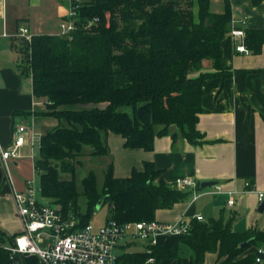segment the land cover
I'll return each instance as SVG.
<instances>
[{"label": "trees", "instance_id": "trees-1", "mask_svg": "<svg viewBox=\"0 0 264 264\" xmlns=\"http://www.w3.org/2000/svg\"><path fill=\"white\" fill-rule=\"evenodd\" d=\"M250 1L255 6L262 3ZM224 3V12L215 13L211 0H80L74 4L77 29L72 39L49 34L34 35L31 44L21 40L20 50L30 57L33 95L47 99L46 114L59 121L40 136L34 171L40 177L42 196L64 216L78 217L84 227L103 201L102 206L110 208L107 222H151L159 209L171 210L188 199L189 192L165 182L153 162L145 161L142 169L134 168L120 178L112 161L102 192L94 171L83 178L87 205L82 212L76 167L86 146L93 149L92 157L111 156L106 141L111 133L126 141V149L147 152L154 150L156 137L171 135L176 143L180 135L195 146L206 142L197 128L200 114L206 112L203 98L218 86V79L240 72L226 67L223 60L222 44L231 43L228 32L233 20L230 0ZM245 33L252 54H260L264 30L245 29ZM204 60L213 63V73L202 71ZM101 103L106 106L66 108ZM126 107L131 112L124 111ZM62 173L72 178L63 180ZM233 218L192 219L189 234L178 236V241L123 254L119 264L174 259L181 245L193 250L192 264H204L207 253L217 254L220 264H254L255 253L248 251L263 245L264 230L238 233L232 228ZM18 235L0 230V264H25L22 255L12 252Z\"/></svg>", "mask_w": 264, "mask_h": 264}, {"label": "crops", "instance_id": "crops-1", "mask_svg": "<svg viewBox=\"0 0 264 264\" xmlns=\"http://www.w3.org/2000/svg\"><path fill=\"white\" fill-rule=\"evenodd\" d=\"M230 3L234 20L246 19V29L264 30V0L257 6L250 0H230ZM211 4L213 12H224V0H211ZM68 5V0H0V150L11 147L19 126L25 125L29 137L34 133L38 138L59 123L57 118L46 114L48 100L33 95L30 57L20 50L23 39L18 38L17 33L20 26H28L32 36L57 35L59 22L68 14ZM231 47L228 41L222 44L224 63L240 72L227 80L218 79V86L203 98L202 107L206 112L200 114L197 128L204 134L205 143L195 146L180 135L174 143L168 135L156 137L154 150L147 152L126 149V141L114 133L107 137L111 156L104 158L109 159V163L113 158L117 177H128L134 168L142 169L145 161H151L162 170L161 178L168 184L187 178L200 184L198 195L201 196L197 200L189 193L188 199L173 209H159L156 213L158 222L174 224L182 218L195 219L197 215L204 216L203 221H207L223 215L225 220L234 217L232 228L238 233L264 230V210L263 213L258 211L261 204L257 196L258 192H264V48L258 55H238ZM207 61L202 71L213 73V63ZM23 67L29 70L28 74L23 73ZM171 132L176 134L177 128L173 127ZM24 157L30 158L26 153ZM23 160L17 163L9 161L5 166L0 159V230L9 235L20 234L22 228L14 201V188L18 192L24 191L29 179L24 175L16 184L7 170L12 163L16 165ZM32 163L34 166V161ZM203 182H211L214 186L201 189ZM248 183L253 191L247 190ZM217 184L222 190L213 194ZM232 198L236 202L229 207ZM201 200V206L209 216L199 212L197 205ZM44 201L50 202L46 198ZM174 237L160 236L158 243L178 241V237ZM144 244L142 250L147 247ZM136 245L129 243L118 254L142 251L131 250ZM259 248L264 249V243L260 247H251L248 253L256 256ZM22 256L25 264H45L37 255ZM193 256L191 247L181 245L179 255L174 259L149 260L147 264H192ZM205 257L204 264H220L217 254L207 253Z\"/></svg>", "mask_w": 264, "mask_h": 264}, {"label": "built area", "instance_id": "built-area-1", "mask_svg": "<svg viewBox=\"0 0 264 264\" xmlns=\"http://www.w3.org/2000/svg\"><path fill=\"white\" fill-rule=\"evenodd\" d=\"M68 2L69 11L59 22L57 36L72 39V33L77 29L78 8L74 4H78L80 0H68ZM245 26L246 19L242 21L233 19L228 32L234 53L238 55L252 54V50L246 45ZM17 36L29 44L32 43L33 36L28 26H20ZM36 140V134L33 133L29 137L28 128L25 125L19 126L15 131L11 147L0 150V159L5 166L11 160L22 159L24 148L30 146L33 149ZM30 157L35 162L36 157L33 153ZM10 182L12 185L11 180ZM172 185L181 192L192 193L194 200L201 196L198 195L200 184L191 178L176 179ZM250 185V183L246 185L247 190L253 191ZM221 190L222 187L217 184L213 194ZM13 196L22 228L12 247V252L20 255H37L45 264H119L118 251L129 243L141 241L148 246H156L159 244L160 236L178 237L189 234L191 230L192 218H182L174 224L144 221L120 225L116 221H109L99 232H96L91 223L81 227L78 217L71 214L69 217L64 216L57 205L45 202L42 187L37 185L35 179L27 180L25 190L22 192L14 188ZM257 196L262 205L264 192H258ZM235 202L232 198L228 206L233 207ZM195 219L203 222L205 218L197 215ZM154 260L150 259L151 262ZM256 263L264 264L263 248L257 250Z\"/></svg>", "mask_w": 264, "mask_h": 264}, {"label": "rangeland", "instance_id": "rangeland-1", "mask_svg": "<svg viewBox=\"0 0 264 264\" xmlns=\"http://www.w3.org/2000/svg\"><path fill=\"white\" fill-rule=\"evenodd\" d=\"M204 63H208L207 60H204L202 62V64ZM206 71V70H205ZM96 106L98 107H105L106 105L101 103V104H79V105H69L66 108L71 109V110H81V109H92L95 108ZM124 111H129L131 112L130 108L126 107L125 109H123ZM58 122V121H57ZM59 125V123H58ZM62 126L67 127L68 124L67 122H65L64 120L62 121ZM35 147L32 149V147H28V149H26L24 152L27 154V157L30 156L32 153L34 154V156L37 158L39 155V149H40V138H37L36 142H35ZM93 149L91 147L86 146L83 150V155L80 158V160L82 161V163L80 165H77L76 167V182H77V186H78V190L81 193V196L79 198L80 201V207L82 209V212L86 211V205H87V201H86V197L83 195V191H84V186H82V181L83 178L86 177L91 171H94L96 176H97V186H98V191L102 192L103 189V182H104V177H105V173L107 172V164L109 163V159H106L104 157H92L89 155V153L92 151ZM23 153V155L25 154ZM29 158V157H28ZM23 158L22 160L23 162H20L19 164H13L10 168H8L7 173H9V177L11 178V180L18 184L19 182L17 181H21L23 179L24 175H27V179L31 180V179H35L37 185H40V177L39 175L36 176L35 172H33L34 170V166L33 163L30 158ZM113 159V158H112ZM112 159H110V163H112ZM19 162L20 160H11V162ZM109 163V164H110ZM20 166V167H19ZM61 177L63 180H68L72 178V175L70 173L66 174V173H62ZM22 192V191H20ZM203 200L199 201L197 208L199 209V212H205L204 211V207L201 206ZM205 214L207 215L208 213L205 212ZM93 217L91 218V225L93 226L94 230H96V232H99L100 229H102L104 226H106V221L107 218L110 216V208L108 204H105L104 206H101L98 210H95V213L92 215ZM209 216V215H207ZM145 242H141V241H136V247L131 248V250H142L144 247Z\"/></svg>", "mask_w": 264, "mask_h": 264}, {"label": "water", "instance_id": "water-1", "mask_svg": "<svg viewBox=\"0 0 264 264\" xmlns=\"http://www.w3.org/2000/svg\"><path fill=\"white\" fill-rule=\"evenodd\" d=\"M212 186H214V184L211 183V182H203L202 185H201V189H202V188H207V187H212ZM102 203H103V201H100V202H99V205H98V207H97V210L102 206ZM263 210H264V202L262 203V205L260 206V208H259L258 211H260V212L263 213ZM247 244H248V242L242 244L241 247H244V246H246Z\"/></svg>", "mask_w": 264, "mask_h": 264}]
</instances>
